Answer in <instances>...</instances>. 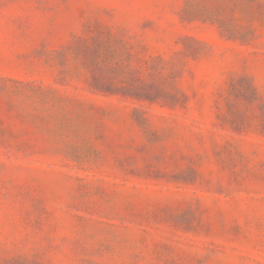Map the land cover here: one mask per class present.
I'll list each match as a JSON object with an SVG mask.
<instances>
[{
  "label": "rangeland",
  "instance_id": "obj_1",
  "mask_svg": "<svg viewBox=\"0 0 264 264\" xmlns=\"http://www.w3.org/2000/svg\"><path fill=\"white\" fill-rule=\"evenodd\" d=\"M0 264H264V0H0Z\"/></svg>",
  "mask_w": 264,
  "mask_h": 264
}]
</instances>
